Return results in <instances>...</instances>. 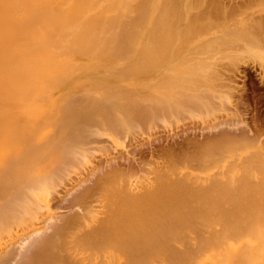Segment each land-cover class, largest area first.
Masks as SVG:
<instances>
[{
    "label": "rangeland",
    "instance_id": "obj_1",
    "mask_svg": "<svg viewBox=\"0 0 264 264\" xmlns=\"http://www.w3.org/2000/svg\"><path fill=\"white\" fill-rule=\"evenodd\" d=\"M164 1L0 0V254L22 252L11 264L48 243L58 264H264V0ZM49 151L53 163L19 172Z\"/></svg>",
    "mask_w": 264,
    "mask_h": 264
},
{
    "label": "bare ground",
    "instance_id": "obj_2",
    "mask_svg": "<svg viewBox=\"0 0 264 264\" xmlns=\"http://www.w3.org/2000/svg\"><path fill=\"white\" fill-rule=\"evenodd\" d=\"M50 1H51V0H50ZM52 1H53V0H52ZM82 1H83V0H82ZM143 1H144V0H143ZM145 1H146V0H145ZM147 1H149V0H147ZM173 1H174V0H172V3H171L172 5H173ZM175 1H177V0H175ZM56 2H57V1H56ZM74 2H75V1H74ZM77 2L80 3L81 0H80V1L77 0ZM162 2H163V1H162ZM164 2H166V0H165ZM178 2H179V1H178ZM52 3H53V2H50V4H52ZM75 3H76V2H75ZM174 3H175V2H174ZM195 3H196V2H195ZM195 3H194V4H195ZM58 4H59V3H58ZM85 4H86V2H85ZM85 4H84V5H85ZM151 4H152V3H151ZM154 4H155V3H154ZM161 4H163V3H161ZM188 4H189V3H188ZM55 5H56V3H55ZM59 5H60V4H59ZM71 5H73V4H71ZM79 5H81V4H79ZM84 5H83V7H85ZM172 5H171V6H172ZM174 5H175V4H174ZM174 5H173V6H174ZM176 5H177V4H176ZM176 5H175V8H176V10H177ZM77 6H78V5L76 4L75 7H77ZM141 6H142V5H141ZM144 6H145V5H144ZM144 6H143V7H144ZM155 6H156V5H155ZM164 6H166V5H164ZM214 6H215V5H214ZM52 7H53V6H52ZM72 7H73V6H72ZM83 7H82V9H83ZM179 7H180V6H179ZM236 7H237V6H236ZM93 8H94V7H93ZM160 8H161V7H160ZM163 8H164V7H163ZM169 8H170V7H168V9L166 8L167 10H169V13H170V12H174V11L176 12V10H174L173 7L170 8V9H169ZM71 9H72V8H71ZM75 9H76V8H75ZM75 9H74V10H75ZM78 9H79V7H78ZM138 9H139V8H138ZM141 9H142V8H141ZM144 9H145V7H144ZM144 9H143V10H144ZM178 9H180V8H178ZM102 10H103V9H102ZM161 10H162V12H163V9H160L159 11L161 12ZM167 10H165V13H164V12H163V13L166 14V13H167V12H166ZM170 10H172V11H170ZM203 10H204V9H203ZM233 10H234V9H233ZM121 11H122V10H121ZM139 11H140V9H139ZM153 11H154V10H153ZM140 12H141V11H140ZM180 12H181V11H180ZM216 12H217V11H216ZM229 12H230V11H229ZM156 13H157V12H156ZM219 13H220V12H219ZM72 14H73V15H76L75 13H72ZM157 14H158V13H157ZM161 14H162V13H161ZM173 14H174V13H173ZM175 14H176V13H175ZM175 14L173 15L172 18H174ZM194 14H195V13H194ZM202 14H203V13H202ZM238 14H239V13H238ZM73 15H72V16H73ZM78 15L81 16L82 14H81V15L78 14ZM98 15H99V14H98ZM100 15H101V14H100ZM130 15H131V13H130ZM132 15H133V14H132ZM140 15H141V13H140ZM169 15H170V14H167L166 16H169ZM171 15H172V13H171ZM196 15H197V13H196ZM72 16H71V17H72ZM142 16H145L144 13H143ZM158 16H159V14L157 15V17H158ZM181 16H182V15H181ZM207 16H208V15H207ZM73 17H74V16H73ZM139 17H140V16H139ZM155 17H156V15H155ZM162 17H164V16H162ZM162 17H160V19H163ZM179 17H180V15H179ZM192 17H193V16H192ZM192 17H188V18H190L189 21H190L191 23L194 22V21H193V22L191 21V18H192ZM205 17H206V16H205ZM75 18H76V17H75ZM145 18H146V17H145ZM168 18H169V17H168ZM194 18H195V20H196V17H194ZM194 18H192V20H194ZM203 18H204V17H203ZM209 18H210V17H209ZM209 18H208V19H209ZM215 18H217V17H215ZM262 18H263V16H262ZM93 19H95V18H93ZM93 19H92V20H93ZM166 19H167V18H166ZM182 19H183V18H182ZM204 19H205V18H204ZM210 19H213V18H210ZM253 19H254V18H253ZM92 20H89V21H92ZM146 20H147V19H146ZM153 20H154V19H153ZM156 20H157V18H156ZM158 20H159V19H158ZM164 20H165V19H163V21H162V20H161V21H162L163 23H165ZM199 20H200V19H199ZM202 20H203V19H202ZM202 20H201V21H202ZM216 20H217V19H216ZM216 20H215V21H216ZM219 20H220V19H219ZM219 20H218V21H219ZM224 20H225V19H224ZM85 21H86V20H85ZM134 21H135V20H134ZM138 21H139V20H138ZM142 21H143V20H142ZM159 21H160V20H159ZM165 21H169V20H165ZM201 21H200V22H201ZM218 21H217V22H218ZM87 22H88V21H87ZM93 22H94V20H93ZM95 22H96V21H95ZM122 22H123V21H122ZM125 22H126V21H125ZM145 22H146V21H145ZM152 22H154V21H152ZM162 22H161V23H162ZM190 22H188V23H190ZM195 22H197V20H196ZM195 22H194V23H195ZM200 22H199V23H200ZM204 22H205V20H204ZM212 22H213V21H212ZM96 23H97V22H96ZM163 23H162V25H163ZM166 23H167V22H166ZM171 23H172V22H171ZM175 23H176V22H175ZM188 23H187V24H188ZM194 23H193V24H194ZM119 24H120V23H119ZM127 24H128V23H127ZM140 24H141V23H140ZM142 24H143V22H142ZM155 24H156V23H155ZM155 24L152 23V26H153V27L155 26V29H158V28H159V26H158L159 24H158V25L156 24L158 27H157ZM179 24H180V20H179ZM212 24H214V23H212ZM93 25H96V24H93ZM162 25H160V27H163ZM96 26H97V25H96ZM121 26H122V25H121ZM137 26H138V25H137ZM142 26H144V24H143ZM164 26L167 27L168 24H167V25H164ZM190 26H191V25H190ZM192 26H193V25H192ZM196 26H197V24H196ZM196 26H194V31H195V27H196ZM201 26L203 27V25H201ZM126 27H127V25H126ZM131 27H132V26H131ZM133 27H134V25H133ZM135 27H136V26H135ZM156 27H157V28H156ZM166 27H165V28H166ZM170 27H171V26H170ZM170 27H169V29L171 30V33H172L173 26H172V29H171ZM185 27H186V25H185ZM185 27H184V28H185ZM210 27H211V26H210ZM210 27H209V28H210ZM189 28H190V27H189ZM131 29H132V28H131ZM133 29H134V28H133ZM151 29L154 30V31L158 34V36H161V37H162V35H159V33H160L159 30H158V32H159V33H158L154 28H151ZM167 29H168V28H167ZM167 29H166V31H167V32L169 31L168 33H170V30H167ZM255 29H256V28H255ZM84 30L86 31L85 28H84ZM125 30H126V29H125ZM127 30H128V29H127ZM136 30H137V29H136ZM140 30H141V29H140ZM187 30H188V28L185 29L184 31H186V32L188 33V32H190L192 29H191V30L189 29V31H187ZM162 31H163V29L161 30V33H162ZM181 31H182V30H181ZM133 32H134V31H133ZM152 32H153V31H152ZM155 32H154V34H155ZM192 32H193V30H192ZM161 33H160V34H161ZM187 33H186V34H187ZM190 33H191V32H190ZM157 34H155V36H156ZM162 34H163V33H162ZM95 35H96V34H95ZM121 35H122V36H127V35H123V34H121ZM138 35H139V34H138ZM145 35H146V34H145ZM163 35H164V34H163ZM166 35H167V34H166ZM244 35H245V34H244ZM256 35H257V34H256ZM134 36H135V35H134ZM134 36H133V37H134ZM189 36H190V34H189ZM189 36H187V37H188V38L193 37V34H192V36H190V37H189ZM239 36H240V35H239ZM156 37H157V36H156ZM161 37H160V38H161ZM244 37H245V36H244ZM250 37H251V36H250ZM152 38H153V37H152V34H151L150 39H149V37H148V39H149V40H152ZM154 38H155V37H154ZM154 38H153V40H154ZM167 38H168V37H167ZM169 38H170V37H169ZM188 38H186V39H188ZM124 39L127 40V38H125V37H124ZM129 39H130V38H129ZM155 39H156V38H155ZM161 39H162V38H161ZM161 39H160V40H161ZM165 39H166V38H165ZM240 39H241V38H240ZM119 40H120V39H119ZM132 40H133V39H132ZM132 40H131V41H132ZM156 40H157V39H156ZM160 40H159V41H160ZM162 40H163V39H162ZM166 40H167V39H166ZM170 40H171V39H170ZM172 41H173V40H172ZM115 42H116V40H115ZM154 42H155V41H154ZM163 42L165 43L166 41L164 40ZM73 43H74V42H73ZM121 43H122V42H121ZM130 43H131V42H130ZM156 43H158V42L156 41ZM156 43L154 44V43L152 42V44H154V46L156 45V47H157V44H156ZM161 43H162V41H161ZM166 43H167V42H166ZM166 43H165V44H166ZM215 43H216V42H215ZM90 44H91V43H90ZM152 44H150L151 46H149V47H150L149 53H152L153 50L155 49V48H153L154 46L152 47ZM226 44H227V43H226ZM236 44H237V43H236ZM236 44H235V45H236ZM133 45H134V44H133ZM162 45H163V44H162ZM208 45L211 46L212 44H208ZM214 45H216V44H214ZM77 46H78V45H77ZM166 46H167V45H166ZM217 46H220V45L218 44ZM131 47H132V46H131ZM151 47H152L153 49H151ZM161 47H162V46H161ZM167 47H168V46H167ZM206 47H208V46H206ZM211 47H213V45H212ZM215 47H216V46H215ZM165 48H166V47H164V49H165ZM201 48L203 49L204 47L202 46ZM209 48H210V47H209ZM217 48H218V47H217ZM217 48H216V49H217ZM241 48H242V47H241ZM124 49H125V48H124ZM127 49H128V48H127ZM157 49H158V48H157ZM157 49H156V51H157ZM210 49H212V48H210ZM151 50H152V51H151ZM160 50H161V49H160ZM141 51L143 52V51H145V50H144V49H141ZM150 51H151V52H150ZM154 51H155V50H154ZM156 51H155V52H156ZM161 51H162V50H161ZM163 51H164V50H163ZM163 51H162V52H163ZM212 51H213V50H212ZM215 51H216V50H215ZM220 51H221V49H220ZM121 52H122V51H121ZM157 52H158V51H157ZM157 52H156L155 54H153V55H156ZM216 52H217V51H216ZM159 53H160V52H159ZM165 53H168V52H165ZM139 54H140V53H139ZM163 54H164V52H163ZM124 55H125V54H124ZM119 56H121V55H119ZM151 56H152V54H150V58H151ZM157 56H159V55H156V57H157ZM161 56H162V55H161ZM154 57H155V56H154ZM163 57H165V55L162 56V58H163ZM126 58H127V57H126ZM159 58H160V57H159ZM142 59H143V58H142ZM145 59H148L147 56H146V58H144V60H145ZM148 60H149V59H148ZM135 61H136V63H138L137 61H141V60L139 59V60H135ZM144 62H145V61H144ZM147 62H148V61H147ZM252 62H253V61H252ZM138 64H139V63H138ZM138 64H136V65H138ZM79 65H80V64H79ZM133 65H134V63H133ZM193 65H194V64H193ZM195 65H196V64H195ZM237 65H238V64H237ZM133 67H134V66H133ZM145 68H146V67H145ZM121 69H122V68H121ZM224 70H225V69H224ZM204 74H205V73H204ZM193 77H194V76H193ZM86 79H87V78H86ZM86 79H85V81H86ZM185 79H186V78H185ZM185 79H184V81H186ZM80 80H81V79H80ZM83 80H84V79H83ZM195 80H196V79H195ZM76 81H78V80H76ZM87 81H89V80L87 79ZM214 82H215V81H214ZM192 84H194V83H192ZM197 84H198V83H197ZM89 85H90V84H89ZM87 87H88V86H87ZM103 88H104V87H103ZM121 88H122V87H121ZM210 88H211V86H210ZM190 89H192V88H190ZM212 89H213V88H212ZM98 90H99V89H98ZM48 92H50V91H48ZM214 92H215V91H214ZM43 95H44V94H43ZM46 95H47V94H46ZM167 98H168V97H167ZM41 99H42V98H41ZM141 102H142V101H141ZM194 102H195V101H194ZM178 103H179V102H178ZM200 103H201V102H200ZM179 104H180V103H179ZM181 104H182V103H181ZM185 105H186V104H185ZM181 106H183V105H181ZM183 107H184V106H183ZM218 107H219V106H218ZM144 109H145V108H144ZM146 109H147V108H146ZM51 111H52V110H51ZM145 111H146V110H145ZM145 111H144V112H145ZM183 111H184V110H183ZM74 112H75V111H74ZM16 113H17V112H16ZM26 113H27V121H28L27 124H28V126H30L31 124H33V123H35V122L37 121V119H38V117H39V113H37L35 110L33 111V109H27ZM54 113H55V112H54ZM181 113H182V112H181ZM184 113H185V112H184ZM209 113H210V111H209ZM202 114H203V113H202ZM210 115H211V114H210ZM15 116H16V115H15ZM138 117H139V116H138ZM140 117H141V116H140ZM47 118H48V117H47ZM47 118H46V119H47ZM16 119H17V118H16ZM43 119H44V118H43ZM48 119H49V118H48ZM44 121H45V120H44ZM46 122H47V121H46ZM46 122H45V123H46ZM38 123H39V122H38ZM38 123H37V124H38ZM40 123H41V122H40ZM102 123H103V121H102ZM133 123H134V122H133ZM134 125H135V124H134ZM18 126L20 127V125H18ZM104 126H105V125H104ZM44 127H46V126H44ZM95 128H97V127H95ZM19 129H20V128H19ZM33 129H34V128H33ZM46 129H47V128H46ZM46 129H45V130H46ZM43 130H44V129H43ZM27 133H28V132H27ZM98 138H99V137H98ZM236 140H237V139H236ZM224 142H225V141H224ZM184 159H185V158H184ZM65 164H66V163H65ZM58 165H59V163H58ZM58 165H57V168H55V169H59L58 167H60V166H58ZM64 166H65V165H64ZM65 167H66V166H65ZM55 169H53V170L55 171ZM60 170H61V169H60ZM62 170H63V168H62ZM62 170H61V171H62ZM68 170H69V169H68ZM59 172H60V171H59ZM59 172H58V174H59ZM64 172H65V171H64ZM69 172H70V171H69ZM140 172H141V171H140ZM51 173H52V172H51ZM65 173H67V172H65ZM61 174H62V173H61ZM55 175H56V174H55ZM55 175H54V176H55ZM59 175H60V174H59ZM65 175H68V174H65ZM65 175H63V176H65ZM61 176H62V175H61ZM44 177H45V176H44ZM39 178H40V177H39ZM48 178H49V177H48ZM54 178L57 179L56 176H55ZM60 178H61V177H59L58 179H60ZM51 179H52V178H51ZM49 180H50V179H49ZM49 180H47L46 183H49V184H50V181H49ZM48 181H49V182H48ZM55 181H56V180H55ZM55 181H54V182H55ZM60 181H61V179H60ZM37 182H38V181H37ZM43 182H44V180H42V184H44ZM56 182H57V181H56ZM46 183H45V184H46ZM57 183H58V182H57ZM59 183H60V182H59ZM59 183H58V184H59ZM62 183H63V182H62ZM52 185H53V184H52ZM55 185H56V184H55ZM50 186H51V185H49V187H50ZM39 187H40V186H39ZM56 187H59V186L56 185ZM40 188L42 189V187H40ZM30 189H31V188H30ZM41 189H40V190H41ZM51 189H53V188H51ZM51 189H47V190H49V191L51 192ZM55 189H56V188H55ZM55 189H54V190H55ZM93 189H95V188L93 187ZM129 189H130V188H127L128 191H130ZM43 190H46V189H43ZM97 190H98V188H97ZM120 190H121V191H120ZM120 190H119L120 192H118V193L121 194L122 191H123V194H122V195H123V197H124V196H125L124 192H127V190H126V191H124L125 189H120ZM29 191H30V190H29ZM31 191H32V190H31ZM49 191H46V192H49ZM90 191H91V190H90ZM90 191H89V192H90ZM144 191H145V190H144ZM144 191H143V192H144ZM93 192H94V190H93ZM95 192H96V190H95ZM143 192L141 191V192H139V193H143ZM150 192H151V191H150ZM51 193H53V192H51ZM118 193H117V194H118ZM15 194H17V193H15ZM47 194H48V193H47ZM88 194H89V193H88ZM90 194H91V193H90ZM120 194H118L117 196L120 197V196H121ZM127 194H129V192H128ZM130 194H134V193L132 192V193H130ZM135 194H136V193H135ZM145 194H146V192H145ZM95 195H97V194H95ZM138 195H140V194H137V196L135 197V199H136L135 201H137V198L139 197ZM15 196H16V195H14V197H15ZM33 196H34V195H33ZM41 196H43V195H41ZM83 196H84V193H83ZM91 196H92V195H91ZM128 196H131V195H126L127 199H126V197H124V199L128 200V198H129ZM134 196H135V195H134ZM142 196H143V194L141 195V197H142ZM149 196H150V195H149ZM22 197H23V196H22ZM49 197H50V196H49ZM49 197H48V198H49ZM94 197H95V196H94ZM132 197H133V196H132ZM143 197H144V196H143ZM45 198H47V197L45 196ZM80 198H81V197H80ZM80 198H78V200H79ZM114 198H115V197H114ZM130 198H131V197H130ZM130 198H129V201H133L134 198H133V199H130ZM151 198H152V196H151ZM10 199H11V198H10ZM21 199H22V198H21ZM25 199H26V196H25ZM27 199H29V196H28ZM30 199H31V198H30ZM53 199H54V198H53ZM53 199H52V200H53ZM89 199H91V198H89ZM116 199H117V197H116ZM120 199L122 200V203H120V202L118 203L117 200H120ZM120 199L118 198V199L116 200L117 203H118V205L120 206V205L124 204V205H122V207H124V206H125V207H126V206L128 207L127 204H128L129 202L127 203L125 200H123V199H122V196L120 197ZM138 199H140V197H139ZM81 200H82V199H81ZM99 200H100V199H99ZM12 201H14V200H12ZM32 201H33V200H32ZM76 201H77V200H76ZM89 201H90V200H89ZM89 201H88V202H89ZM14 202H15V201H14ZM17 202H18V199H17ZM19 202H20V201H19ZM30 202H31V201H30ZM48 202H49V201H48ZM74 202H75V201H74ZM82 202H83V201H82ZM82 202L80 201V202H78V203H82ZM84 202H85V201H84ZM124 202H126V203H124ZM12 203H13V202H12ZM20 203H21V202H20ZM133 203H134V201H133ZM136 203H137V202H135L134 204H136ZM13 204H14V203H13ZM125 204H126V205H125ZM131 204H132V203H131ZM146 204H148V203H146ZM156 204L158 205V203H156ZM14 205H15V204H14ZM75 205H78V204H75ZM79 205H80V204H79ZM149 205H150V206H148L147 209H149V208L151 207V209H149V210H153V208H154V207H153V204H152V206H151V204H149ZM154 205H155V204H154ZM157 205H155V207H156ZM159 205H160V204H159ZM159 205H158V206H159ZM0 206H3V205H0ZM10 206H11V205H10ZM15 206H16V207H19V205H17V204H16ZM15 206H13L12 208L14 209ZM83 206L88 207V204H85V203H84ZM83 206H82V207H83ZM111 206H112V205H111ZM111 206H110V207H111ZM113 206H114V205H113ZM113 206H112V207H113ZM6 207H7V206H6ZM16 207H15V210L12 211V214H14V215H15V213H16L15 211L17 210ZM112 207H111V210H113ZM127 207H126V208H127ZM133 207H134V206H133ZM135 207H137V205H135ZM135 207H134V208H135ZM19 208L24 209V208L21 207V206H20ZM118 208H119V207H118ZM184 208H185V207H184ZM116 209H117V208H116ZM140 209H141V208H140ZM1 210H2V208H1ZM1 210H0V211H1ZM7 210H8V209H7ZM18 210H19V211H18ZM18 210H17V212H20V211H21L20 209H18ZM109 210H110V209H109ZM111 210H110V211H111ZM114 210H115V208H114ZM120 210H122V209H120ZM156 210H160V209L156 207ZM86 211H88V210H85V212H86ZM116 211H117V210H116ZM252 211H254V210H252ZM262 211H263V210H262ZM2 212L4 213V212H6V211H2ZM22 212H23V211H21V213H22ZM111 212H113V211H111ZM125 212H126V213H125ZM259 212L262 213L261 210H260ZM259 212L257 213V215L260 214ZM263 212H264V211H263ZM21 213H20V214H21ZM23 213L25 214L26 212L24 211ZM23 213H22L21 215H23ZM32 213H33V212H32ZM82 213H84V212L82 211ZM114 213H115L114 215H117L116 212H114ZM124 213H125V215H126V214H127V211L124 210ZM124 213H123V215H124ZM16 214H17V213H16ZM86 214H88V213H86ZM91 214H92V213H91ZM91 214L89 213V215H91ZM121 214H122V212H121ZM255 214H256V212L254 213V215H255ZM262 214H263V213H262ZM262 214H261L260 216H263ZM1 215H2V214H1ZM1 215H0V216H1ZM21 215H19V213H18V215L16 216V218H18V219H17V220H14V221H16V222L19 223V221H20V219H21V218H20ZM110 215H111V214H110ZM110 215H109V216H110ZM119 215H120V214H119ZM249 215H250V214H249ZM254 215H253V216H254ZM2 216H5V214L2 215ZM6 216H7V215H6ZM8 216H10L11 219H12V218H13V219H16V218L13 217L11 214H10V215L8 214ZM18 216H19V217H18ZM79 216H80V215H79ZM123 217L126 218V217H128V216H123ZM255 217H256V219H255V221H254V224L256 223V226H257V228L259 229L260 225L262 224V223H261L262 221L259 222V221H258L259 219L257 218V216H255ZM255 217H254V218H255ZM92 218H93V217H91V219H92ZM118 218H119V217H118ZM125 218H124V219H125ZM81 219H82V218H81ZM85 219H86V218H85ZM88 219H89V218H88ZM88 219H87V220H88ZM119 219H120V218H119ZM24 220H25V219H24ZM48 220H49V219H48ZM48 220H46V221H48ZM73 220H74V219H73ZM83 220H84V217H83ZM87 220H86V222H87ZM92 220H93V219H92ZM92 220H91V221H92ZM107 220H108V219H107ZM116 220H117V219H116ZM126 220H127V219H126ZM36 221H37V220H36ZM51 221H52V220H51ZM76 221H77V220H76ZM91 221H90L89 223H91ZM93 221H95V220H93ZM127 221H128V220H127ZM257 221H258V223L260 224V225L258 224L259 226L257 225ZM0 222H1V221H0ZM8 222H10V221H8ZM20 222H21V221H20ZM28 222H29V221H28ZM98 222H99V221H98ZM98 222L96 223L97 225H98ZM100 222H101V223H105V220L100 221ZM245 222H248V221L245 220ZM43 223H44V222H43ZM45 223H46V222H45ZM45 223H44V224H45ZM80 223H81V222H80ZM93 223H94V222H93ZM107 223H108V222H107ZM7 224H8V223H7ZM77 224H79V222H78ZM84 224H85V222H84ZM115 224H116V223H115ZM123 224H124V223H123ZM4 225H5V224H4ZM11 225H12V224H11ZM47 225H48V224H47ZM65 225H66V224H65ZM65 225H64V226H65ZM90 225H92V224H90ZM104 225H105V224H104ZM246 225H247V226H246ZM246 225L244 226V229H246L245 231H244V229H242L243 227H241L240 229H242V231H244V233L247 234L248 231H250V230H248V228L250 229V226H251V225H250V226H249L248 224H246ZM28 226H30V225H28ZM105 226H106V225H105ZM248 226H249V227H248ZM254 226H255V225H254ZM256 226H255V228H254L255 231H256V229H257ZM263 226H264V222H263ZM263 226L261 225V228H264ZM1 227H2V225H1ZM1 227H0V228H1ZM14 227H15V226H14ZM92 227H93V225H92ZM95 227H97V226L94 225V228H95ZM100 227H101V229H102V226H100ZM246 227H248V228H246ZM4 228H5V226H4ZM15 228H16V227H15ZM60 228H61V227H60ZM67 228H68V227H67ZM103 228H104V227H103ZM63 229H64V228H63ZM84 229H85V228H84ZM92 229H93V228H92ZM92 229H90L89 231H91ZM98 229H99V227H98ZM101 229H99V230H101ZM221 229H222V228H221ZM38 230H39V229H38ZM49 230H50V229H49ZM49 230H48L47 232H49ZM56 230H57V229H56ZM58 230H59V229H58ZM64 230L66 231V227H65ZM99 230H98V232H99ZM105 230H106V229H105ZM107 230H108V229H107ZM107 230H106L105 232L108 233V235H109V231L107 232ZM110 230H111V229H110ZM1 231H2V230H1ZM101 231H102V230H101ZM103 231H104V229H103ZM221 231H222V230H221ZM242 231H241V233L243 234ZM253 231H254V230H253ZM257 231H258V230H257ZM34 232H35V231H34ZM61 232H62V231H61ZM63 232H64V231H63ZM91 232H93V231H91ZM91 232H89V233H91ZM98 232H97V234L99 235ZM228 232H229V231H228ZM236 232H237V231H236ZM238 232H239V229H238ZM38 233H39V232H38ZM38 233H37V232L35 233L36 236H37ZM55 233H56V232H55ZM57 233H58V232H57ZM59 233H60V232H59ZM64 233H65V232H64ZM78 233H79V232H78ZM87 233H88V232H87ZM87 233H86V234H87ZM101 233H102V232H101ZM101 233H100V234H101ZM106 233L104 234V232H103V234L105 235V237H106ZM112 233H113V232H112ZM112 233H111V235H112ZM30 234H31V235H30ZM32 234H33V235H32ZM41 234H42V233H41ZM61 234H62V233H61ZM75 234H76V233H75ZM86 234H84L85 237L87 236ZM93 234L95 235L96 233H93ZM103 234H102V235H103ZM249 234H250V232H249ZM249 234H248V235H249ZM28 235H29L31 238H32V236H35L34 233H32V232L29 233ZM39 235H40V234H39ZM54 235H55V234H54ZM63 235H64V234H63ZM67 235H68V234H67ZM67 235H64V236H65L66 238H68ZM82 235H83V234H82ZM84 235H83V236H84ZM102 235H101V236H102ZM113 235H116V233H115V234L113 233ZM117 235H120V236H119L120 238H121V236H122V234H118V233H117ZM229 235H230V234H229ZM68 236H69V235H68ZM76 236H77V235H76ZM99 236H100V235H99ZM227 236H228V235H227ZM242 236H243V235H242ZM256 236H257V235H256ZM30 237H29V238H30ZM38 237H39V236H38ZM51 237H52V236H51ZM85 237H84V238H85ZM95 237H96V236H95ZM105 237H104V239H102V237H101V239L104 240L105 243H106L107 240L105 239ZM107 237L110 238L109 236H107ZM112 237H113V240H115V239H114L115 237H114V236H112ZM117 237H118V236H117ZM117 237H116V238H117ZM119 237H118V238H119ZM122 237L124 238L125 236L123 235ZM143 237H144V235H143ZM231 237H232V236H231ZM251 237H252V236H251ZM253 237H254V236H253ZM61 238H62V237H61ZM77 238H79V237H77ZM87 238H88V236H87ZM87 238H86V239H87ZM91 238H92V237H91ZM96 238H97V237H96ZM126 238H127V237H126ZM229 238H230V237H229ZM235 238H236V237H235ZM241 238H242V237H241ZM256 238H257V237H256ZM88 239H89V238H88ZM93 239H94V238H93ZM93 239H92V241H93ZM99 239H100V237H99ZM121 239H122V238H121ZM121 239H120V240H121ZM127 239H128V238H127ZM216 239H217V236H216ZM232 239H233V238H232ZM236 239H237V238H236ZM238 239H239V238H238ZM22 240L24 241V239H22ZM29 240H30V239H29ZM35 240H36L37 243H38V244H35V245L40 246V245H41V243H40V245H39L40 240H39V242H38V239H35ZM45 240H46V239H45ZM45 240H42V242L44 243ZM50 240H51V238H50ZM50 240H49V241H50ZM63 240H64V239H63ZM77 240H78V239H77ZM82 240H83V239H82ZM89 240H90V239H89ZM109 240H110L109 242H111V243L113 242V241H111V238H110ZM224 240H225V239H224ZM26 241H27V240H26ZM52 241H53V240H52ZM84 241H86V240H84ZM92 241H91V242H92ZM116 241H117V240H116ZM126 241L128 242V240H126ZM32 242H33V241H32ZM34 242H35V241H34ZM46 242H47V240H46ZM55 242H56V241H55ZM88 242H89V241H88ZM101 242H102V241H101ZM107 242H108V241H107ZM121 242H123V240H121ZM121 242H120V243H121ZM133 242H134V241H133ZM21 243L24 244V242H20L18 245H20ZM30 243H31V242H30ZM43 243H42V244H43ZM52 243H53V242H52ZM58 243H59V242H58ZM82 243H83V242H82ZM93 243H94V242H93ZM93 243H92V244H93ZM105 243H103V244H105ZM113 243H114V242H113ZM113 243H112V244H113ZM124 243H126V242L124 241L122 244H124ZM44 244L46 245L47 243H44ZM62 244H65V242L62 243ZM80 244H81V243H80ZM107 244H108V243H107ZM107 244H106V246H108ZM112 244H111V245H112ZM115 244H116V243H115ZM126 244H127V243H126ZM126 244H124V245H126ZM128 244H129V243H128ZM260 244H261V242H260ZM13 245H15V244H13ZM16 245H17V243H16ZM16 245H15V246H16ZM18 245H17V246H18ZM24 245H25V244H24ZM24 245H23V246H24ZM48 245H49V243H48ZM48 245H46V248H47V249H44V245H42V247H39V248H41V251H42V248H43V251L47 250V252H43V251H42L43 253H42V252H41V253L39 252L40 254L37 255V253H38L37 251H40V249L38 250V247L35 246V251H36V253H34V252H35V251H34V252H33L34 254H32L33 256L37 255V257L35 256V260L37 261V259H38V262H41V264H53V263H56V262H57V261H56L57 258H55V256L52 255V253H51V252L53 251V249H52V245H51V246H48ZM113 245H114V244H113ZM113 245H112L111 249H110V244H109V246H108L109 248L104 249V247H103V248H101V249H102L104 252H105L106 250H109V249H110V250H109V256H110V251H111V250H114V249L116 250V248L119 249L120 246H122V245L119 246V245H118V242H117L116 245H118L119 247H117V246L115 245L116 248H113V247H114ZM124 245H123V246H124ZM130 245H131V244H130ZM130 245H128V246H130ZM21 246H22V245H21ZM21 246H20V247H21ZM23 246H22V247H23ZM29 246H30V245H29ZM29 246H28V247H29ZM47 246H48V247H47ZM63 246H65V245H63ZM85 246H87V245H85ZM85 246H84V247H85ZM89 246H90V245H89ZM95 246H96V245H95ZM95 246H94V247H95ZM101 246H103V245H101ZM104 246H105V245H104ZM257 246H258V245H257ZM11 247H12V246H11ZM11 247H10V248H11ZM13 247H14V246H13ZM13 247H12V248H13ZM56 247H57V245H56ZM66 247H67V244H66ZM75 247H76V245H75ZM78 247H79V245H78ZM91 247H93V246H91ZM125 247L128 249V250H127V249L125 248V249H126L125 251H129L130 248H128L127 245H126ZM130 247H132V246H130ZM133 247H135V246H133ZM133 247H132V248H133ZM260 247H261V246H260ZM8 248H9V247H8ZM48 248H49V251H51L50 253L48 252ZM76 248H77V247H76ZM80 248H81V246H80ZM97 248H99V247H97ZM105 248H106V247H105ZM112 248H113V249H112ZM122 248H123V247H122ZM136 248H137V247H136ZM136 248H135V249H136ZM15 249H16V248H15ZM17 249H18V247H17ZM17 249H16V250H17ZM27 249H28V248H27ZM51 249H52V250H51ZM64 249H65V248H64ZM85 249L87 250V248H85ZM95 249H96V248H95ZM255 249H256V248H255ZM2 250H3V249H2ZM6 250L8 251V249H5V251H6ZM20 250H21V249H20ZM68 250H69V248H67L65 251H68ZM88 250H94V248H90V249H88ZM99 250H100V249H99ZM5 251H4V252H5ZM10 251H11V254H13V257H14L13 260H15V257H16V256L19 257L20 254L22 253V252H20V254H19V256H18V255H16V254H18L19 251H17L18 253H16V251L13 250V249H10ZM13 251H15V252H13ZM21 251H22V250H21ZM23 251H25V250H23ZM71 251H73V249H72ZM80 251H81V249H80ZM80 251L77 252V251H75V249H74V252L79 253ZM94 251H95V250H94ZM97 251H98V249H97ZM97 251H95L94 254H97V253L99 254V253H100V252H97ZM100 251H101V250H100ZM119 251H121V249H119ZM248 251H250V250H248ZM4 252H3V253H4ZM12 252H13V253H12ZM81 252H82V251H81ZM92 252H93V251H92ZM96 252H97V253H96ZM70 253H71V252H70ZM77 253H75V254H77ZM84 253H85V252L83 251V254H84ZM90 253H91V251H90L87 255L90 256V255H89ZM106 253H107V252H106ZM111 253H112V252H111ZM118 253H119V252H118ZM123 253H124V252H123ZM125 253H126V252H125ZM125 253H124V255H125ZM127 253H128V252H127ZM133 253H135V251H133ZM9 254H10V253H8V255H9ZM53 254H54V253H53ZM67 254H68V253H67ZM79 254H80V253H79ZM91 254L93 255V253H91ZM113 254H114V253H113ZM120 254H122V252H121ZM3 255H4V254H3ZM14 255H15V256H14ZM29 255H30V254H29ZM32 255H30V256L32 257ZM122 255H123V254H122ZM126 255H127V254H126ZM132 255H133V254H132ZM195 255H196V254H195ZM255 255H256V254H255ZM0 256L2 257L1 254H0ZM11 256H12V255H10V257H11ZM30 256H29V257H30ZM67 256H69V254H68ZM67 256H66V257H67ZM73 256H74V255H72V257H73ZM196 256H197V255H196ZM1 257H0V259H3V258H1ZM3 257H4V256H3ZM17 257H16V258H17ZM29 257H27V259H28L27 261H28V262H25V263H24L25 260L23 261L24 264H27V263H28V264H30V263L32 264V263H34V262L37 263L36 261H34V259H33L32 262L29 261V259H31V258H29ZM70 257H71V254H70ZM74 257H75V256H74ZM124 257H125V256H124ZM8 258H9V257H7V259H8ZM19 258H20V257H19ZM19 258H18V259H19ZM23 258H24V256H23ZM32 258H33V257H32ZM39 258H41V259H39ZM84 258H87V257H84ZM88 258H90V257H88ZM88 258H87V260H88ZM125 258H126V257H125ZM256 258H257V257H256ZM11 259H12V258H11ZM11 259H10V264H11V262H12ZM18 259H16V260H18ZM44 259H45V260H47V259H50V260H51V259H52V260L49 262V260L45 261ZM54 259H56V260H55L56 262L54 261ZM66 259H67V258H66ZM82 259H83V258H82ZM91 259H92V258H91ZM127 259H128V255H127ZM145 259H146V258H145ZM199 259H200V258H199ZM39 260H42V261H39ZM67 260H68V259H67ZM67 260H66V262H67ZM80 260H81V258H80ZM1 261H4V262L6 261L7 263H9V261H7L5 258H4L3 260H0V263H4V262H1ZM18 261H19V260H18ZM88 261H90V260H88ZM88 261H87V262H88ZM261 261H262V260H261ZM263 261H264V260H263ZM29 262H30V263H29ZM43 262H44V263H43ZM58 262H59V260H58ZM63 262H64L63 264H66L64 260H63ZM126 262L128 263V260H126ZM126 262H125V264H126ZM144 262H148V261L145 260ZM7 263H5V264H7ZM59 263H60V262H59ZM79 263H80V262H79ZM234 263H236V262H234ZM14 264H15V263H14ZM56 264H58V263H56ZM67 264H70V263L67 262ZM81 264H82V263H81ZM88 264H89V263H88ZM91 264H93V263H91ZM94 264H96V263H94ZM120 264H122V263H120ZM130 264H132V263L130 262ZM195 264H196V263H195ZM206 264H207V263H206ZM260 264H261V262H260Z\"/></svg>",
    "mask_w": 264,
    "mask_h": 264
},
{
    "label": "crops",
    "instance_id": "obj_3",
    "mask_svg": "<svg viewBox=\"0 0 264 264\" xmlns=\"http://www.w3.org/2000/svg\"><path fill=\"white\" fill-rule=\"evenodd\" d=\"M52 152H54V151H52ZM52 154V155H51ZM54 154H56V153H51V151H49V152H47L46 154L44 153V156L42 157V156H38V157H36L35 159H34V162L33 163H19L20 165H21V168L19 169V172L21 173H25V174H27L28 172H34L33 170H36V169H38V170H40L44 165H46V164H48V163H53L56 159H58V155L57 156H55ZM2 164L3 163H0V191L1 190H3V184H4V182H3V179L6 177V175H7V173H6V168L5 169H2ZM18 164V165H19ZM30 170H32V171H30ZM15 175H18V173L17 172H15ZM9 183L11 182V180L10 181H8ZM2 213H0V215H1ZM4 256V255H3ZM1 257V258H5L7 261H9V263H10V259L12 260V262H14L15 260H13V255L10 257L9 256V258L7 259V257ZM15 256V255H14ZM3 259H0V260H3ZM39 259H41V258H39ZM45 260V259H44ZM47 260H49V262L52 260H50V259H47ZM47 260H45V261H47ZM34 261H36L35 259H34ZM39 261H42V260H39ZM1 262H4V261H1ZM11 262V263H12ZM37 264H41V262H38V259H37ZM5 263H7L6 261L4 262V263H0V264H5ZM44 263V262H43ZM8 264V263H7Z\"/></svg>",
    "mask_w": 264,
    "mask_h": 264
}]
</instances>
